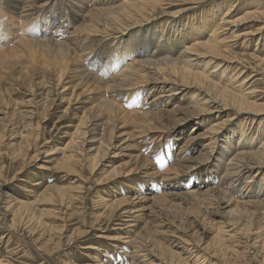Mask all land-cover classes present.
<instances>
[{"label":"rangeland","instance_id":"obj_1","mask_svg":"<svg viewBox=\"0 0 264 264\" xmlns=\"http://www.w3.org/2000/svg\"><path fill=\"white\" fill-rule=\"evenodd\" d=\"M77 1L79 0H57L52 8L53 14L58 13L57 10L63 12V8L69 13L73 2L80 6L75 7L78 11L84 10L82 6L88 9L94 7V1L99 6H105L103 0H81L82 4ZM123 1L125 0H109V5L106 6L118 5ZM86 2H90L88 5L91 6L88 7ZM163 2L161 6L168 13H178L185 8L188 11L173 16L162 14V17L154 20L147 16V19L138 21L130 29L123 30L120 38L117 35L113 38L105 33H92L90 50L79 53L83 56L82 60L85 53L89 55V59L96 54L101 57L96 65L83 60L86 68L98 71L96 74L99 77L110 80L113 75L119 74L118 80H123L124 85L127 84L124 89L116 91L118 93H110L108 85L109 89H98L96 85L78 83L73 66L78 67L81 64L80 57L64 70L65 74L58 84L59 75L64 72L59 64L60 57L56 54L61 46L47 43L43 46L46 51H41L40 48L32 51L34 46L26 48L18 40L22 37L35 39L28 34V28L33 23L35 25L42 22L46 29L58 30L60 22L54 23L51 28L46 23L51 19L48 16L50 13H45V21L40 20L41 14H37L32 16L33 21L29 22L27 29L22 30L21 23L24 20L14 10L12 5L15 2L0 0V9L9 11L11 16L10 21L0 20V52L5 51L11 56L5 63L0 58V264H210V261L211 264H264V212L260 207L258 211L247 207L250 211H243L239 215L231 213L235 205L225 207L226 204L220 201L221 196L216 202H211L208 201L210 198L204 200L205 195L198 197L188 193L210 191V188L217 187L216 189L222 190L228 198L233 199V202H262L264 193L259 195L258 192L259 187L264 189L261 186L264 185V168L259 171L252 169L246 176L228 173L232 168L233 158L238 155L235 153L254 152L264 145V112L260 115L236 114L235 109L229 108L226 114L220 116L204 111L198 115L196 108H204L203 101L205 99L207 102L208 98L202 99L204 92L200 90L203 88H184L175 84L172 90L179 93L174 100L165 103V99L160 98L162 100L152 110L149 105L151 100L147 98L146 92L155 85L147 80L165 78L166 75L154 71L152 65L147 64L148 60L178 59L201 41L216 43L218 37L223 40L219 46L234 53L236 60H241L239 56L245 55L250 61L226 64L225 58L217 59L209 55L198 61V64L196 61L186 62L184 67L189 66L187 69L195 73H206L212 82H222L220 86L237 94L247 93L252 102L262 103L264 106V71L256 64L257 59L260 61L264 58V0ZM30 3L32 2L28 4L32 5ZM257 11L262 12V16L247 17V14ZM228 18L241 19V22L236 27L225 24L222 28V22ZM24 19L27 20L26 17ZM65 21V28H62L65 32L56 38L57 31L51 37L52 40L54 38L55 41L64 43L68 38L81 40L87 37L86 34H77L75 28L83 19L72 23L71 19ZM208 23H213L214 26H207ZM249 33V37H242V34ZM17 35L18 38L15 39ZM125 46L128 50L131 49L129 53ZM147 46L150 48L145 53L143 50ZM251 56L254 57L253 61ZM115 59L118 69L112 71L111 66ZM208 60L216 62L208 63ZM98 64L100 70L96 69ZM130 64L132 67L123 72ZM204 67H207L205 72L202 70ZM232 73L236 75L233 76ZM247 78H250L249 83H244ZM42 79H46L45 85L41 82ZM105 100H116L128 111L144 105L149 107L145 108L146 111L165 109L169 112L149 121L146 126L120 115L110 122L114 131L113 147L104 160H100V165L103 166L99 165L101 168L98 171L88 165L83 168H66L61 163V158L65 152L71 150L65 148L85 112L88 119L84 127L91 123L89 128L94 126L86 134L88 144L91 143L89 139L93 135L98 138L103 136L105 126L102 122L107 115L100 122L97 118H92V115L106 111ZM175 106H179L182 112L189 115L181 119V111H177ZM67 108L68 112H65ZM191 109L196 115L190 114ZM42 112L46 114L44 117ZM175 112H178L177 115ZM216 121H223L226 128L220 135L222 139L214 144L217 145L213 149L210 147L211 151L206 146L209 138L200 135L207 134V130ZM241 126L253 128L251 139L254 143L244 144L246 148L243 144H237L234 137L237 136V132H234ZM29 135L36 136H30L32 147L25 151V158L16 157L22 140L29 138ZM193 136L200 137L179 152L184 142ZM107 138L110 139V136ZM81 139H84V134L80 136V141ZM140 157L145 161H141ZM191 161L201 162L196 166L184 167ZM115 167L123 175H113L115 178L109 181V172ZM128 172L129 175L125 176ZM48 186L62 188L76 197L70 201V205H61L53 190L46 197H39ZM99 195L111 202L120 198L129 199L130 204L127 209L119 207L120 210L103 215L100 213L104 208L99 209L100 202L96 198ZM13 200L33 204L32 207L22 210L23 218L17 221L16 227L12 225L15 207L10 201ZM207 201L211 204H206ZM134 207L145 218L136 219L135 225L124 212L128 209L133 211ZM98 215L99 218L96 219ZM25 217H32L31 222L24 223L27 221ZM140 231L150 241L148 245L125 242V236L135 239ZM88 245L92 247L86 248ZM135 249H138V256L132 257ZM169 249L178 256L169 254ZM198 257L200 259L197 260Z\"/></svg>","mask_w":264,"mask_h":264},{"label":"bare ground","instance_id":"obj_2","mask_svg":"<svg viewBox=\"0 0 264 264\" xmlns=\"http://www.w3.org/2000/svg\"><path fill=\"white\" fill-rule=\"evenodd\" d=\"M11 1L15 2V4L12 5L15 8V9L14 8L13 9L15 11L17 10L16 12L20 13V15L23 16L22 20H24V21L21 23L22 30H26L27 29V27L30 25L29 22L33 21L32 16L33 15H37V14H41V16H39V18H40V20H44L45 13H50V15H48V16H51V19L47 20L46 23L48 24L49 27L53 28L54 27V23H57V22L59 23L60 22V24L58 25V29H62L63 26L65 28V24H64L66 22L65 20L68 21V19H71V23H72L73 21H78L80 19H83V21H81V24H79V25H77L75 27L77 29V31H76L77 34L79 33V35L80 34H86L87 35V37H83L81 40H77V39L76 40H68L69 39L68 38L67 40H65L64 43L55 41L54 38L52 40L51 37L54 35V33L57 30H55L53 32L52 29L48 28V29L51 30V33L49 35L50 36L49 38H51V39L45 38V39H42V40H36L37 38L34 37L35 39L33 40V39H28L26 37H22L21 36L22 38L18 40V43L20 45H23L26 48L27 47L30 48L31 46H34L35 48H33L32 51L34 49H36V48H40L41 51H46V48L43 47V46H45L47 43H55L56 45L61 46V50L56 53L60 57L59 64L61 66V71H64L66 68H68L69 64L73 63L76 60L77 57H80V59H81L80 63L81 64L78 66L79 68L76 67V66H73L74 74L76 76H78L77 78L79 79L78 83L86 82L87 84L96 85V87L98 89L106 88L107 85H108L109 88H110V90H109L110 93L111 92L112 93H118L116 91H118L120 89H124V87L127 86V84L124 85L125 83H124L123 80H118L119 74L118 75H113L112 78L110 80H108V79H104V78L99 77V74L98 75L96 74V72H98L97 70H96V72H94L93 70H90V69L85 67V65L83 63V60L84 61L86 60V62L91 63V65H96L98 59L100 60V58H101V57H99L96 54V55H93L92 57L90 56L91 59H89L88 58L89 55L87 53H85V54H83V55H85V57L82 60L83 56L81 57L79 55V53H81L82 51L85 52L88 49L90 50L89 47H90L91 42H92V39L90 37H91V35H93L92 33H101L102 35L105 33V35H108V36H111V37H113L114 35L115 36L117 35L116 37L119 36V38H120L122 33H123L122 32L123 30L130 29L135 24H137L138 21H143V20L147 19V16L151 17L154 20L155 18L162 17V14L173 16V15H177L180 12L188 11L185 8V9H183L182 11H180L178 13H176V12H169L168 13L166 10H163L164 7L161 6V5L164 4V2H163L164 0H156V1H153V2H148V1H145V0L141 1V2H136V1L134 2L133 0H125V1L121 2L118 5H112V6H106V5H109L108 4L109 0H103V2L105 3V6L104 5L99 6V3H97V1L96 2L94 1L92 3L94 7H92V8L90 7L88 9L87 7L82 6L84 8V10L78 11V9H76L75 7L76 6L78 7L79 5H76V2H73V6L71 5V7L69 9V13H68V11H66L63 8V12H61L60 10H57L58 13L53 14L52 8H53L54 4L57 2V0H32V1L31 0H11ZM186 1H189V0H186ZM29 2H32V3H30L32 5H29L28 4ZM77 2L81 3L82 1L79 0ZM86 3L88 5L90 2H86ZM49 5H50V7H49ZM83 5H85V4H83ZM89 6H91V5H88V7ZM55 8H54V10H55ZM19 10H21V11H19ZM9 14H10L9 11H4V10L0 9V20H8V21H10L11 16ZM68 14H70V15H68ZM20 15H19V17H21ZM259 16H262V12H258L257 11V12H251V13L247 14V17H259ZM25 17L27 18V20L24 19ZM36 19H38V17H36ZM61 19H63V20H61ZM231 19L230 18L225 19L222 22L223 23L222 28L224 27L225 24L227 26L231 25V27H233V26L236 27L241 22L240 21L241 19L240 20L233 19V18H231ZM0 22H2V21H0ZM192 22H194V21H191V23ZM212 24L208 23L207 26H210V27L214 26ZM221 25L222 24L220 23L219 26H221ZM200 28H202V27H200ZM200 28H198V29H200ZM63 29L61 30L62 32L64 31ZM43 31L44 32H42L40 36H43V35L46 36L47 35L46 29L43 30ZM85 31L87 33H85ZM202 32L203 31L201 30L200 33H202ZM18 35H20V34H18ZM18 35L15 37V39L18 38ZM161 35H162V33H161ZM250 35H251L250 33L249 34H242V37L243 36L244 37H249ZM24 36H27V35L24 34ZM72 36H73V34H72ZM161 37H163V36H161ZM203 37L205 38V36H203ZM210 37H213V35H211ZM214 37H217V36H214ZM236 37L239 38L237 35H236ZM78 38H79V36H78ZM218 39L219 38L217 37V42L216 43H213V42H210V41H204V42L201 41L198 45H196V46L193 45L194 47L190 48L185 54H183L178 59H163V60L160 59V60H150V61L148 60L147 64L152 65V68L154 69V71H156L158 73H161V74L166 73L165 78L161 77V78H156L154 80H147L148 82H150V84H155L152 89L146 91L147 92V98L151 100V102L149 104L151 106V108L152 107L155 108L158 105V103H160V101L162 99H165V101H164L165 103H169V102L173 101L174 98L176 97V95L179 93L176 90H172L173 87L175 85H177V86L184 87V88H186V87L187 88L196 87V86H199V87L203 88L202 90H200V91L204 92V97H202V99H204L206 97H208V98H207V102L205 101V99L203 101L205 103V105H204L205 109L204 108H200V107L196 108V110H197L196 113L198 115L199 114H203L204 112H207V113H212V114H218V116H220V115L226 114L229 108L235 109V113L236 114L251 113L253 115L254 114L255 115H260V113L264 112V106H262V103L252 102L250 100L251 98L248 96L247 93H239V94H237L235 92H232L229 89L223 88L222 86H220L222 84V82H220L221 84H218L219 81H218V83L212 82L211 79L208 78L206 73L203 74L202 72H199V71L195 73L191 69H187V68H189V66L187 68L184 67V63H186V62L188 63V62H195L196 61V64H198L197 63L198 61H200L201 59H203V58H205V57H207L209 55H211V56H213V57H215L217 59L225 58L224 60H227L226 64H229L230 62H235L236 63V61H237V63L238 62L239 63L240 62L248 63V61H250V60H248V58L245 55H243V57L239 56V58H242L241 60H236L235 59L236 57L233 56L234 53H230V51H228L227 49H222L219 46V43L223 42V40L219 39L220 41L218 42ZM198 40H199V38H198ZM200 40H202V38ZM70 43H72L71 45L73 47L70 45ZM173 43H172V46L174 45ZM126 47L127 46H125V48ZM168 47H169V45H168ZM183 47H184V45H183ZM127 48H126L127 53H129L130 50H131L130 49L131 47L129 48L130 50H128ZM149 48H150V46H147L146 49L143 50V51H145V53H147L149 51ZM121 49H122V47H121ZM151 49H152V46H151ZM4 54H6L5 51L0 52V56H1L0 58L2 59L3 63L7 62L11 58V56H8V54H6V55H4ZM10 54H13V53H10ZM118 55H120V54H118ZM128 56H129V54H128ZM251 58H252V61H253L254 57L251 56ZM123 59H121V61ZM118 60H120V59H118ZM208 61H207L208 63H210V61L216 62V61H213V60H208ZM123 62L124 61H122V63ZM104 63H105V61H104ZM125 64H126V62H125ZM141 64H143V63H141ZM256 64H257L258 67L262 68V70L264 71V58L260 59V61L257 59ZM241 65H242V63H241ZM111 67L113 69L112 71H114V69H118V67H116V59H115V63ZM131 67H132V64L128 65L127 69H125L123 72H126ZM243 67H244V65H243ZM96 69L100 70L99 64L97 65ZM205 69H207V67L202 68V70L204 72H205ZM213 70H211V71H213ZM90 71H93L94 73L90 72ZM135 71L137 73V70H135ZM229 73H230V71H229ZM64 74H65V71L62 73V75H59L58 84L60 83L61 78H62V76ZM232 75L234 76L236 74L232 73ZM237 76H238V74H237ZM252 76H253V74H252ZM141 78H144V76L141 77ZM249 79L248 78L245 79L244 83H249V81H250ZM45 80L46 79H42V81H41L42 83L44 82V85L46 84ZM124 80H126V79H124ZM129 80H131V79L129 78ZM222 80H224V79H222ZM239 81H240V79L238 80V82ZM165 83L167 85H165ZM223 85H225V84H223ZM75 87H76V85L74 86V88ZM128 87H130V86L128 85ZM131 87H133V86H131ZM231 88H232V86H231ZM84 90L82 91V93L84 92ZM129 91L131 92V90H129ZM151 94H154L152 96V98H150ZM140 98H141V96H140ZM160 98H162V99H160ZM108 100L104 101V105H105V108H106L105 112H96V113H93V115H92V118H97L99 120V122H100V120L104 119L103 117H104L105 114L107 115L106 120L104 122H102L103 125L105 126L104 131L102 133L103 136L101 138H98L97 135H93L92 139H89V141L91 143L88 144L87 138H86V134L89 131H91L92 128H94V126L90 129L89 127L92 125V123H91L88 127L87 126L84 127L86 122H87V119H88V114H87V112H85L83 114V116H82V120L77 125L76 131L71 134L72 138H71L70 142L68 143L67 147L65 148V150H67V149L68 150L71 149V150H69L68 152H65L63 158H61V163L66 168L75 169V168H77L79 166L81 168H83L84 166L88 165L89 167H91L93 169H96L98 171L101 168V167H98L101 164L100 160H104L105 156L107 155V152L113 147V136H114L113 133H114V131H113V127H110V124H111L110 122L112 120H114L115 118H118L120 115L124 116L125 118H131L132 120H134L136 122H139V123H142L144 126H146V124L149 121L154 120V119H158V118L161 117L162 114H165V113L169 112V111H165V109H160V110L157 109V110L152 111V112H150L149 110L146 111L145 108L148 107V106L145 107L144 105L136 107V109L134 108L135 110L128 111V110L123 109L122 106H121L122 104L120 105L116 100H112L113 102L112 101H108ZM201 102H202V100H201ZM208 104H210V105H208ZM178 107L179 106H175V108L178 109L177 111H181L182 109H179ZM193 107H192V109H194ZM192 109H191L190 114L191 115H193V114L196 115V113ZM152 110H153V108H152ZM173 110H171V111H173ZM202 111H204V112H202ZM65 112H68V108L65 110ZM175 113L177 115L178 112H175ZM41 114H43V117L46 115L44 112H42ZM180 115H181L180 118L184 119L189 114L187 112H182L181 111ZM250 116H248V118ZM231 119H233V118H231ZM222 122L216 121L214 123V125L211 124L213 126L210 125L211 127L210 128L208 127L209 129L207 130V134L200 135L201 137H205L206 139L209 138V142L206 144V146L208 148H210L212 146L211 148L213 149V147L217 145V144L216 145H214V144L217 142V140H220V138L222 137V136L220 137V135L223 132V130L226 128V127H224V124ZM96 125H98V124H96ZM23 126L27 127V125H23ZM246 127L247 126H244V127L241 126L238 130H236L234 132V133L237 132V136H234L236 138V140H237V144H241V145L242 144L243 145L244 144H250L251 145V144L254 143L252 141V139H251V135H252V131H253L252 129L253 128L250 129L249 127L248 128H246ZM84 128H88V129L85 130ZM82 134H84V139H81V141H80V136ZM0 136H1V134H0ZM30 136L36 137L35 135H29V138L23 139L22 142H21L22 144L19 147L18 154L16 153V157L25 158V156H26V152L25 151L30 149L32 147V145H33V141L30 139ZM106 136L107 137L110 136V139H108ZM200 136H193V137H190V139H187L184 142L185 144L179 150V152L182 151L183 147L188 146L195 138L200 137ZM97 143H99V144H97ZM234 144L236 146V143H234ZM211 148H210V150L212 151ZM245 148H246V146H245ZM230 150H232V149H230ZM241 151L243 152V150H241ZM255 151L254 152L253 151H248L246 153H241V154L235 153L236 155L237 154L238 155L233 158L234 162L232 163V168L229 171V173H228V171H226V173H228L229 175H235V176H237V175L238 176L239 175H245L246 176V175H249V172H251L252 169H257L259 171L262 168H264V145L261 146L260 149H257L256 152ZM179 155H180V153H179ZM140 156L143 157V155H140ZM142 157H140L141 161H145V159H143ZM84 160L87 161V162L84 163L83 162ZM200 162L201 161H191L188 164H186L184 167L189 168V167H192V166H196ZM144 163H147V162H144ZM100 166H103V164L100 165ZM117 170H118V168L115 167L109 172V174H111V175H109V177H110L108 179L109 181H111V180H113L115 178V177H113V175L117 176V177H120V176L123 175V174L120 173V171H117ZM227 170H229V169H227ZM158 174L159 173H157V175ZM128 175H129V172L127 174H125V176H128ZM229 179H231V178H229ZM161 180H163V177L161 178ZM234 182H236V181H234ZM246 185H247V183H246ZM261 186H264V185L262 184ZM228 187L229 186H227V188ZM216 188H212V189L210 188V191H205V192L189 191L188 193H192V194H194V195H196L198 197H203L205 195V199L204 200H206L207 198H210L208 201H211V202L212 201L216 202V199H218V197L221 196L220 201L222 203L226 204L225 207H228V206H231V205H235L234 208L231 209V213H236V214L238 213L240 215L241 213L242 214L244 213L243 211H248L249 212L250 210L248 208H251V209L253 208L255 211H258L261 208L260 210L262 212H264V198L262 199V202H251V201H247L245 203H240L239 201L233 202L232 201L233 199L228 198L226 193H224L222 190L216 189ZM51 190L55 191V193L57 194V196H58V198L60 200L61 205H65V203L66 204L68 203L70 205V201L73 200L76 197V195H71L69 192L64 191L62 188H57V187H52V186H48L40 194L39 197H46L47 194L49 193V191H51ZM258 193H259V195L263 194L264 193V189L259 187V192ZM96 198L98 199L97 202H100L99 205H98L99 209L104 208V211L102 213H100V214H103V215L104 214H109L110 212H114L115 210H120L119 207L127 209L128 205L130 204L129 199L120 198L118 200H115V201L111 202V201L107 200L105 197H103V196L101 197L100 195L97 196ZM208 201H207L206 204H208V205L211 204V202H208ZM10 203H12L11 205H14V207H15V210L13 211L14 216H13V224L12 225H14V227H16L17 221L23 218L22 210L27 208V207H32L33 204L31 203V205H29V204H25L24 202L14 201V200L10 201ZM135 207H134L133 211H130V209L124 211V212H126L129 215V217H131V220L134 221L133 225H135L136 219H145V218H143V215L138 214L140 211L137 208H135ZM258 207H260V208H258ZM252 212H254V211H252ZM99 215L97 216L96 219L99 218ZM233 216H235V215H233ZM239 218H240V216H239ZM25 220H27V221L24 222V223H30L31 220H32V217H25ZM129 226H131V225H129ZM217 235H218V233H217ZM99 237L104 238V239L106 238V237H103V236H99ZM128 238H129L128 236H125V242L126 243H128V242L131 243L133 241L135 243L137 242L138 244L140 242L143 245H146V244L148 245L149 242H150L148 240V238L146 239L145 234L143 232H141V231L139 232L137 238H135V239H132V238L128 239ZM89 247H92V246L88 245L86 248H89ZM136 248H138V247H136ZM137 250L135 249L134 253L132 254V257H137L138 256V251ZM139 251H141V250H139ZM168 253L173 255V256H175V255L178 256L177 253H175L172 249H169ZM198 259H200V258L198 257L197 260ZM211 263L212 262L210 261V264Z\"/></svg>","mask_w":264,"mask_h":264}]
</instances>
